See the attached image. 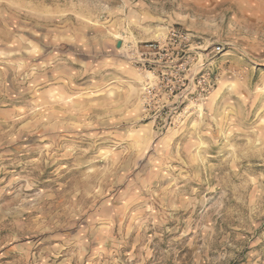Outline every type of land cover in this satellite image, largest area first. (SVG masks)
I'll use <instances>...</instances> for the list:
<instances>
[{"label": "rangeland", "instance_id": "rangeland-1", "mask_svg": "<svg viewBox=\"0 0 264 264\" xmlns=\"http://www.w3.org/2000/svg\"><path fill=\"white\" fill-rule=\"evenodd\" d=\"M0 264H264V0H0Z\"/></svg>", "mask_w": 264, "mask_h": 264}]
</instances>
